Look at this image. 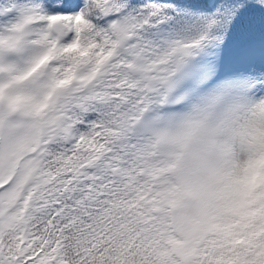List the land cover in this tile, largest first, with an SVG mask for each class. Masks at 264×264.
<instances>
[{
    "label": "snow or ice",
    "instance_id": "1",
    "mask_svg": "<svg viewBox=\"0 0 264 264\" xmlns=\"http://www.w3.org/2000/svg\"><path fill=\"white\" fill-rule=\"evenodd\" d=\"M260 111L264 0H0V264H261L168 135L205 117L228 173Z\"/></svg>",
    "mask_w": 264,
    "mask_h": 264
},
{
    "label": "trees",
    "instance_id": "2",
    "mask_svg": "<svg viewBox=\"0 0 264 264\" xmlns=\"http://www.w3.org/2000/svg\"><path fill=\"white\" fill-rule=\"evenodd\" d=\"M218 0H209V3ZM264 153V146L258 147ZM224 189L214 211L219 246L254 247L264 237V160L224 175ZM264 248V243H261ZM264 257V251L261 252ZM264 264V259L261 260Z\"/></svg>",
    "mask_w": 264,
    "mask_h": 264
},
{
    "label": "rangeland",
    "instance_id": "3",
    "mask_svg": "<svg viewBox=\"0 0 264 264\" xmlns=\"http://www.w3.org/2000/svg\"><path fill=\"white\" fill-rule=\"evenodd\" d=\"M192 115L182 118L173 129L169 130L170 142L173 144H186L189 148L192 162L188 167V174L192 184L215 188L217 183H222L224 187L225 182H223L222 175L225 173L221 171L223 164L221 163V154L219 152L221 143L219 130L206 118L197 126L193 118H191ZM245 131L249 138L248 142L253 147V155L242 164L234 167L230 172L249 166L254 154L259 151L258 147L264 146V111H260L255 115L251 125ZM257 159L262 161L264 155H259ZM221 191L216 196L214 207L220 198ZM212 226L213 214L210 224L207 225L208 230Z\"/></svg>",
    "mask_w": 264,
    "mask_h": 264
}]
</instances>
